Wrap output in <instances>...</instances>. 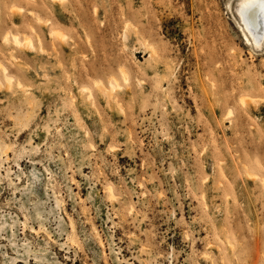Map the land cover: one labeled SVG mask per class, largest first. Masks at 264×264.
<instances>
[{
  "label": "rangeland",
  "instance_id": "obj_1",
  "mask_svg": "<svg viewBox=\"0 0 264 264\" xmlns=\"http://www.w3.org/2000/svg\"><path fill=\"white\" fill-rule=\"evenodd\" d=\"M240 4L0 0V264H264V44Z\"/></svg>",
  "mask_w": 264,
  "mask_h": 264
},
{
  "label": "bare ground",
  "instance_id": "obj_2",
  "mask_svg": "<svg viewBox=\"0 0 264 264\" xmlns=\"http://www.w3.org/2000/svg\"><path fill=\"white\" fill-rule=\"evenodd\" d=\"M50 1L52 3L58 2V3H61L62 4V1L63 0H50ZM240 3H241L240 6L237 8V13H238V16H239V19H240V23H238L239 29H240V31L242 33V36H243L244 41L246 42V44L248 46L252 47V48L258 49V48H260L264 44V0H240ZM246 5H248V7H246ZM60 17H62V16H60ZM49 26H52V25H49ZM46 27H47V24H46ZM49 37L52 40H56V41L59 40L61 42L66 39V37L64 36V34L61 33L59 31V29H56V27L49 28ZM125 38H126V36L124 35V40H125ZM5 40H6L5 42H7V38H5ZM12 40H13V42H14L13 44L15 46H18V47H21V46L23 47L24 46V44L22 42L23 41L25 42V39L23 41H20L17 37L13 36V39ZM26 41L27 42H25V44H26L25 47L27 48L28 47V44L30 43V45H31L32 42H29V39L28 40L26 39ZM64 42H66V41H64ZM63 44H65V43H63ZM22 47L20 49H22ZM28 49H29V47H28ZM33 50H34V48H33ZM152 52L153 51L151 50V53ZM148 53H150V52H148ZM151 56L152 55H150L149 57H151ZM151 58H148V59H151ZM3 68H5V67H3ZM1 70H3V69L1 68ZM5 74H4V76H5ZM5 78H6V82L9 84L11 82V79L8 76H6ZM74 80L72 79V81H74ZM161 81H162V78H161ZM161 81L160 80L157 81V86H158L157 88H160V89L163 90V86L160 85ZM116 84L117 83H115V82L114 83H111L110 82L108 88H105L101 82L95 83V87L97 89V92L106 101V104L107 105H110V102L111 101L113 102L115 100L113 98V97H115L114 94H113V92H115L116 91L115 89H118V87H119V86L117 87L118 84L117 85ZM74 85H75V82H74ZM80 91H81L80 94H82L83 92H85V93L86 92H89V95L87 96V99H89V98L92 99L91 98L90 91L87 88H81ZM23 92H25V91H23ZM90 99L88 101H91ZM242 99H240V102L243 103L242 106L243 105L245 106V104H247V101H245L246 99H244V100H242ZM117 102L115 104H117ZM119 110H121V107L119 108ZM245 174H247V176H249L250 179L253 176L252 174H250L248 172L245 173ZM252 179H253V177H252ZM107 190H110V189L108 188Z\"/></svg>",
  "mask_w": 264,
  "mask_h": 264
},
{
  "label": "snow or ice",
  "instance_id": "obj_3",
  "mask_svg": "<svg viewBox=\"0 0 264 264\" xmlns=\"http://www.w3.org/2000/svg\"><path fill=\"white\" fill-rule=\"evenodd\" d=\"M246 7H248V5H246Z\"/></svg>",
  "mask_w": 264,
  "mask_h": 264
}]
</instances>
